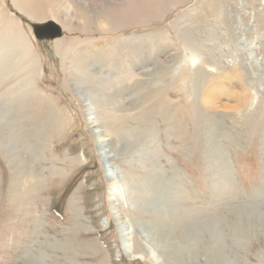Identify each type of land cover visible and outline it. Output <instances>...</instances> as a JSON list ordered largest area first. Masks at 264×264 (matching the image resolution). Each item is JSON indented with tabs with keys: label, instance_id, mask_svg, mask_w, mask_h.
<instances>
[{
	"label": "rangeland",
	"instance_id": "rangeland-1",
	"mask_svg": "<svg viewBox=\"0 0 264 264\" xmlns=\"http://www.w3.org/2000/svg\"><path fill=\"white\" fill-rule=\"evenodd\" d=\"M171 207L264 264V0H0V264H153Z\"/></svg>",
	"mask_w": 264,
	"mask_h": 264
},
{
	"label": "bare ground",
	"instance_id": "bare-ground-1",
	"mask_svg": "<svg viewBox=\"0 0 264 264\" xmlns=\"http://www.w3.org/2000/svg\"><path fill=\"white\" fill-rule=\"evenodd\" d=\"M37 24H43V23H37ZM58 39H55V40H58ZM55 40H50V41H55ZM46 42L48 41H42L40 43H46ZM246 96H247V100L245 98V101H244L245 104H247L246 103L247 101L249 102V99H248L249 97H248L247 92H245V97ZM230 106H231L230 103H228V104H225L223 107H230ZM92 108L93 107H90V111H91L90 116H91L92 124L96 128L97 135L100 136L101 138L103 137L102 130L99 129V121L95 119V115L92 112ZM102 148L101 149L103 150V155L106 157H110L109 156L110 149L108 148V146L105 149L104 147ZM218 152L219 151H217V154ZM172 209L173 208L171 207L170 210H166V211H168L171 214L174 221L176 220L174 223L172 222L170 223L169 221H167L168 223L167 225L164 224L165 226H160L158 228H155V230L144 231V236H145L146 243H147L145 245L147 246L146 247L147 255L142 254V253H136V250L139 246L136 243H132L131 245L127 242L128 239L132 238V234H133L132 231L128 230L127 226L121 225V236L123 238V241L125 242L124 243L125 253L136 254V256H134V259L136 260L149 258L153 264H195L196 263L194 261L195 256H197L198 253L202 252L206 259L205 260L206 264H212V263L214 264H236L235 261H229L227 257L224 256L225 251L232 250V248L229 249L225 247V249H223L222 247L223 244L226 243V241L230 240V238L222 234L221 226L217 222L209 226L211 228L210 232L209 231L204 232L205 236L207 235L209 236V241H208V248H202L198 246L200 245V238L198 236L199 234L197 233V231L194 228L187 229L186 231L185 227H183L184 223L179 221L182 218L181 216L182 214L176 211L177 208L173 210ZM230 213L233 214V212H230ZM177 215L178 217L176 218ZM239 215H240L239 221H241V224H243L242 220L246 219L249 223L248 226L254 227L250 225L251 219L257 217L259 219L260 218L262 219L260 223L264 226V214H262L259 211V208L243 209L240 211ZM116 220L119 223L121 222L118 212L116 214ZM168 228L172 229L173 232L170 230L167 232L166 230H168ZM204 235L203 237L205 238ZM230 255H234V253H232L231 251Z\"/></svg>",
	"mask_w": 264,
	"mask_h": 264
},
{
	"label": "water",
	"instance_id": "water-1",
	"mask_svg": "<svg viewBox=\"0 0 264 264\" xmlns=\"http://www.w3.org/2000/svg\"><path fill=\"white\" fill-rule=\"evenodd\" d=\"M30 26L38 42L55 40L61 38L63 35L61 27L53 21L43 24L32 23Z\"/></svg>",
	"mask_w": 264,
	"mask_h": 264
}]
</instances>
